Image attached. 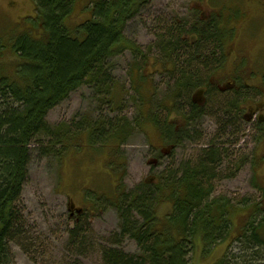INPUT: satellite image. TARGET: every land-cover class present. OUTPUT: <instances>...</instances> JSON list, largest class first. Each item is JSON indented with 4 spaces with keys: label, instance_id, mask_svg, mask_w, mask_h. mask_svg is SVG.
<instances>
[{
    "label": "rangeland",
    "instance_id": "374dc122",
    "mask_svg": "<svg viewBox=\"0 0 264 264\" xmlns=\"http://www.w3.org/2000/svg\"><path fill=\"white\" fill-rule=\"evenodd\" d=\"M96 1L76 0L67 25L74 28L90 18V9ZM245 1L221 0L219 6L225 13L234 12L235 19H231L234 26L239 21H246L240 36L235 34L228 42L230 53L241 52L234 54L232 60L227 58V71L223 74L230 76L233 70L230 63L249 68L247 81L252 86L247 113L249 125L240 115L233 121L239 130L230 131L226 125L232 119L225 116L230 113L217 114L209 107L211 112L195 120L192 131L190 127L187 131L190 126L187 120L190 112L187 113L188 104L184 102L187 95L183 92L182 96L170 101L177 85L176 67L171 73L156 74L154 60L162 61L164 56L158 50H152L154 46L157 48L155 43H159V36L166 40L174 25H182L186 20L194 22L195 17H200L199 13L210 16L213 8L211 4L198 0H150L129 21L124 36L138 45L141 55L149 58L152 55V63H147V67L141 64L139 70L133 71L135 56L132 51H124L112 58L110 65L116 85L111 95L103 94L98 98L93 87H81L47 117V122L59 129L64 143L58 145L53 139L40 136L30 146L28 179L17 203L23 230L10 247L15 264H105V251L116 248L127 254L139 255L142 250L133 240L119 238L117 246L112 242L115 234L120 235L124 224L119 212L124 207L123 203L129 199L135 201L144 191L148 192V189H141L144 184L152 189L162 181H169L170 172L178 171L181 165L185 169L188 164L196 168L204 151L215 147L220 162L213 170V192L208 200L214 207L208 206L203 213L215 212L218 206L228 203L224 209L228 211L225 218L230 223L228 237L211 252L205 251L200 236L194 237L196 245L190 259L192 264H214L231 252L236 257H244L247 252H243L237 237L258 205L264 206V127L255 118L256 114L264 117V95H261L264 88V0H254L249 9ZM261 4L262 11H259L257 7ZM225 6L227 9H223ZM35 16L33 0H0V68L3 67V71L7 66L12 70L18 63L11 43L16 35L33 30L31 23ZM174 36L184 41L181 34ZM234 41L239 43L236 45ZM211 54L204 53V56L209 58ZM215 65L212 64L213 67ZM210 68L211 65L207 69L202 67V63L201 67L198 65L206 79L210 77V72H207ZM222 80L225 81L220 85L219 94L216 92L214 97H210L218 106L228 101L222 100L226 99L222 94L230 89V79ZM103 122L109 133L114 125L126 123L127 130L122 134L121 144L120 140H113L115 138H105L107 143H91L90 128H80L85 123L96 126ZM164 127L171 135L181 129L191 138L172 147L163 137L161 130ZM50 147H54L51 153L41 152H48ZM178 192L182 190L178 189ZM158 200V195H155L154 201H148L158 224L162 225L165 217L171 214L172 204L161 201L157 205ZM80 209L85 211L84 216L70 217V210ZM131 220L141 225L143 215L136 212ZM79 221L86 226L83 249L75 247L71 234ZM247 254L246 258L249 257Z\"/></svg>",
    "mask_w": 264,
    "mask_h": 264
},
{
    "label": "trees",
    "instance_id": "16d2710c",
    "mask_svg": "<svg viewBox=\"0 0 264 264\" xmlns=\"http://www.w3.org/2000/svg\"><path fill=\"white\" fill-rule=\"evenodd\" d=\"M33 1L36 16L31 25L35 30L14 37L11 49L19 61L12 70L8 66L5 71L3 67L0 68V264H15L10 247L19 239L23 230L17 203L28 179L30 146L40 136L53 139L58 145L64 143L59 129L51 126L47 117L81 87H93L98 98L103 94L111 95V90L116 85L111 60L124 51H132L135 59L142 54L141 49L124 36V31L132 17L150 0H97L90 9L91 17L74 28L67 25V20L74 11L76 0ZM198 38L202 41L201 36L198 35ZM216 38V35L206 34V44L198 41L203 44L199 47L202 48L199 51L200 59H197V51L185 53L186 43L171 33L166 36V40L164 36H159V42L167 45L162 51L164 55L180 61L184 57L189 59L187 63H190V67L186 68L185 76L190 79H204L205 74L198 69V65L201 67L202 63V67L207 69L214 63L204 53L217 52L216 44L224 41L223 36ZM146 57L143 56V59ZM136 66L138 65L134 63L133 71L140 69V65L139 68ZM186 85L187 83H180L174 95L179 94V88ZM191 96L190 92L184 102H187L191 111H198ZM222 104L223 106L215 105L210 98L208 107L217 111V114L229 113L233 101L228 99ZM194 112L188 116L191 131L192 123L200 120V115L195 117ZM230 124L226 125V129L239 130L233 120ZM105 125L104 122L96 126L85 123L80 128H90L91 143H107L105 138H115L113 140H120L121 144L122 134L127 130L126 123L114 125L110 133ZM161 131L167 132L165 127ZM53 149L54 147L48 152H41L48 154ZM214 149L204 151L196 168L188 164L185 169L181 165L178 171L170 172L169 181H162L152 189L144 184L141 189H148V192L143 190V195L135 201L129 199L130 201L123 203L124 207L119 212L123 216L124 224L120 235L115 234L112 242L117 246L119 238L133 240L142 252L131 255L117 248L109 249L103 257L105 264H192L190 256L193 255L196 245L194 237H201L206 252H211L218 243L227 239L230 223L225 218L228 217V211L224 209L228 203L218 206L215 212L203 213L208 206L214 207L208 201L213 192V170L220 162L218 151ZM57 153L61 154L60 151ZM178 189L182 192H178ZM155 195L159 198L157 205L161 201L172 204L171 214L165 217L162 225L158 224L156 214L148 201H154ZM136 212L143 215L141 225L131 220ZM82 225V221H79L71 234L75 247L83 249L82 240H86V226ZM166 225L168 228H165ZM237 241L240 242L243 252L249 253V257L246 258L247 253H244V257H236L231 252L214 264H264L263 205H258V209L238 235Z\"/></svg>",
    "mask_w": 264,
    "mask_h": 264
},
{
    "label": "flooded vegetation",
    "instance_id": "af4514ba",
    "mask_svg": "<svg viewBox=\"0 0 264 264\" xmlns=\"http://www.w3.org/2000/svg\"><path fill=\"white\" fill-rule=\"evenodd\" d=\"M200 3H205L207 2L208 4H211L213 11L212 15H206L205 13L200 14V17H195V21L190 22V21H184L182 25H174L173 28L169 30V32L173 35L176 34H181L183 36L182 39H184L183 42H185V53H190L191 51H197L198 56H199V51H201L202 48H199L201 43H198L199 38L198 35L201 36L202 41L200 40L199 42H203L206 44V34L207 35H216V39L218 37L222 38L223 36V43H217L215 47H217V52L213 53L210 55V58L213 59L214 63L216 64L215 67L211 65V68L208 69L207 72H210V77L208 79H190L187 76H185L184 72L186 71V68L190 67V63H187L189 61L188 58L184 57V62L183 59L180 60H175L169 57L168 55H164L162 52L164 48H166V44L159 42L158 44L155 43L157 48L154 46L153 51L158 50L159 54H162L164 57L162 61L154 60V70H156V74L159 73L162 75L161 72L164 73H171L174 69V64L176 63V70L178 73V79H177V85H176V90L175 93L177 92V87L179 86L180 83H187L186 87H180V92L177 95H172V98H170L172 101L173 99L179 98L181 93H187L189 94L190 92L192 93V96L190 97L191 100L193 101L195 108L198 109V111H191L190 106H188L189 110H187V113L190 112L192 114L194 112L195 117L196 115H200V117H204L207 115V112L210 113L211 110L208 109L209 103H210V97L211 95H214V93L219 94V89L220 85L224 83L225 80H222L223 78H229L230 83H228V87L230 88L228 90V87L226 86V90L228 92L225 94L223 92L222 95L225 96V98H228L229 100L233 101L231 111L229 112L230 115H227L231 117V119L234 121L235 117L238 119V117L241 115L242 120L246 121L245 124L249 125V118H247V113L249 114V89L252 86H249V83L247 79H249V68H242L238 63H230V67L233 69L230 71V76L227 74H223L227 71V66L225 65V61L227 58H230L231 60L235 55L240 53L241 51H235V53H230L228 51V42H231L233 39L234 35L236 34L237 36H240L239 32L240 30L245 29L246 21L242 20L239 21L238 25H233L231 19H235L234 17V12H224L222 11L221 6H219V3H221V0H198ZM261 2V0H258ZM247 8L249 9V4L252 6L254 5V0L252 2H249V0L245 1ZM259 11H262V4L257 7ZM223 9H227V6L223 7ZM229 14L231 16H229ZM238 20V19H237ZM249 20L251 21V16H249ZM241 24L243 25L242 28H240ZM191 26L188 28V26ZM249 26H251V23L249 22ZM190 37V41H189ZM241 40V39H240ZM239 40V41H240ZM189 41V42H188ZM239 41H234L235 44L237 45ZM138 46V45H137ZM152 49V48H151ZM235 54V55H234ZM219 57V58H218ZM154 59L152 55L149 57H146V59H143L142 55L139 54L138 59L134 60V63H136L139 68V65L141 66L142 63H145L143 65L144 67H147V63H152L151 61ZM139 63V64H138ZM179 64V65H178ZM214 68V69H213ZM180 73V74H179ZM223 74V77L221 75ZM221 77V78H220ZM239 78H241L244 81H239ZM186 81V82H185ZM174 93V94H175ZM186 94V95H187ZM229 95V96H227ZM261 95H264V88H262V93ZM194 107V106H193ZM175 110L177 107L174 108ZM219 112V111H218ZM189 114V115H190ZM187 115V114H186ZM188 115V116H189ZM237 115V116H236ZM187 116V120H188ZM233 116V117H232ZM255 115L251 116L254 117ZM199 117V118H200ZM256 121L262 124L264 127V117H261L259 114H256L255 116ZM240 120V121H242ZM242 121V122H243ZM189 124V123H188ZM231 126V124H230ZM231 127H234L233 125ZM189 131V126L188 130ZM162 132V131H161ZM163 137L165 140L168 142L169 145H172V147L180 145L183 141L189 140L190 134L186 132H182L181 129H179L177 132L175 131L174 134H169L167 132H162ZM219 136L221 137L222 134L220 133ZM186 139V140H185ZM238 142V140H237ZM77 213H74V211L71 212L70 217H76Z\"/></svg>",
    "mask_w": 264,
    "mask_h": 264
}]
</instances>
